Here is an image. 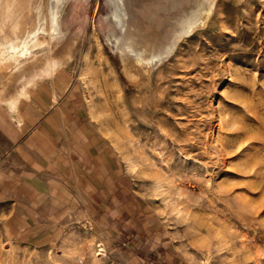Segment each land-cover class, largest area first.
Segmentation results:
<instances>
[{"label":"rangeland","instance_id":"obj_1","mask_svg":"<svg viewBox=\"0 0 264 264\" xmlns=\"http://www.w3.org/2000/svg\"><path fill=\"white\" fill-rule=\"evenodd\" d=\"M123 1L121 30L113 0H67L56 65L0 77V153L35 87L74 89L140 203L131 237L79 202L28 225L0 164V264H264V0H215L160 63L123 47L150 58L200 0Z\"/></svg>","mask_w":264,"mask_h":264},{"label":"crops","instance_id":"obj_2","mask_svg":"<svg viewBox=\"0 0 264 264\" xmlns=\"http://www.w3.org/2000/svg\"><path fill=\"white\" fill-rule=\"evenodd\" d=\"M21 119L12 124L11 144L0 153V164L16 188L11 202L26 211L27 224L45 223L79 202L119 240L129 241L126 228L133 213L140 214V203L125 186L115 149L89 120L77 92L42 83L24 102Z\"/></svg>","mask_w":264,"mask_h":264},{"label":"bare ground","instance_id":"obj_3","mask_svg":"<svg viewBox=\"0 0 264 264\" xmlns=\"http://www.w3.org/2000/svg\"><path fill=\"white\" fill-rule=\"evenodd\" d=\"M66 1L0 0V77L7 83H25L43 76L58 62V52L54 55L53 51H44V48L51 49L60 39L58 33L61 30V14ZM214 3L215 0H200L198 6L195 5L196 9L178 22L179 29L173 32L170 41L158 51L152 52L150 58H143V51H137L131 45L124 46V51L134 52L140 63L152 60L162 62L174 51L181 36L190 34L193 27L205 22V16L211 13ZM113 17L119 28L124 30L127 11L123 0H113ZM41 63L43 67H40ZM96 250L97 254L103 251L100 244ZM76 260L80 262L81 257L77 255ZM8 263V255L5 254L3 264Z\"/></svg>","mask_w":264,"mask_h":264}]
</instances>
